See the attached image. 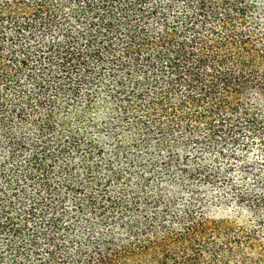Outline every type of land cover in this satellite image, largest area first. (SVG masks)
Wrapping results in <instances>:
<instances>
[{
	"label": "trees",
	"instance_id": "trees-1",
	"mask_svg": "<svg viewBox=\"0 0 264 264\" xmlns=\"http://www.w3.org/2000/svg\"><path fill=\"white\" fill-rule=\"evenodd\" d=\"M252 133L264 0H0V264H264V197L237 228L147 179Z\"/></svg>",
	"mask_w": 264,
	"mask_h": 264
},
{
	"label": "rangeland",
	"instance_id": "rangeland-1",
	"mask_svg": "<svg viewBox=\"0 0 264 264\" xmlns=\"http://www.w3.org/2000/svg\"><path fill=\"white\" fill-rule=\"evenodd\" d=\"M240 139H244L243 143L247 146L208 149L192 144L188 152L178 154L182 163L174 166L172 174H166L162 168L165 153L151 149V155L155 157V167L152 169L161 170L162 174L159 176L156 171L154 175L147 176L148 189L153 191L160 184L174 189L178 203L202 197L208 203L205 210L208 219L226 221L237 228H252L259 221L260 214L250 207L249 195L254 199L264 197V143L254 133ZM183 167L188 175L195 173V176L186 178L185 173L180 172ZM210 174L213 175L212 179L207 176ZM243 194L249 197L241 199L240 195ZM261 239L264 243V235Z\"/></svg>",
	"mask_w": 264,
	"mask_h": 264
}]
</instances>
